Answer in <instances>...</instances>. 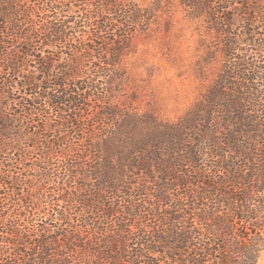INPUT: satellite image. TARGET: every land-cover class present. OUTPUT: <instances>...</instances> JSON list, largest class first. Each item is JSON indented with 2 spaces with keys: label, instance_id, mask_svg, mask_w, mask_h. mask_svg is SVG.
Masks as SVG:
<instances>
[{
  "label": "trees",
  "instance_id": "obj_1",
  "mask_svg": "<svg viewBox=\"0 0 264 264\" xmlns=\"http://www.w3.org/2000/svg\"><path fill=\"white\" fill-rule=\"evenodd\" d=\"M170 4L0 0V264H259L264 0H181L221 64L177 119L129 64Z\"/></svg>",
  "mask_w": 264,
  "mask_h": 264
},
{
  "label": "rangeland",
  "instance_id": "obj_2",
  "mask_svg": "<svg viewBox=\"0 0 264 264\" xmlns=\"http://www.w3.org/2000/svg\"><path fill=\"white\" fill-rule=\"evenodd\" d=\"M170 1L171 10L164 17L161 29L153 31L150 37L135 39L139 51L129 58V64L134 67L138 84L144 87L136 104L146 109L151 103L161 116L177 119L216 78L221 61L214 64L208 80L196 77L194 65L202 54L200 36L185 20L181 0ZM168 19L172 28L166 32L164 26ZM262 257L259 264H262Z\"/></svg>",
  "mask_w": 264,
  "mask_h": 264
},
{
  "label": "water",
  "instance_id": "obj_3",
  "mask_svg": "<svg viewBox=\"0 0 264 264\" xmlns=\"http://www.w3.org/2000/svg\"><path fill=\"white\" fill-rule=\"evenodd\" d=\"M262 260L264 261V256L262 257Z\"/></svg>",
  "mask_w": 264,
  "mask_h": 264
},
{
  "label": "bare ground",
  "instance_id": "obj_4",
  "mask_svg": "<svg viewBox=\"0 0 264 264\" xmlns=\"http://www.w3.org/2000/svg\"><path fill=\"white\" fill-rule=\"evenodd\" d=\"M262 264H264V261H262Z\"/></svg>",
  "mask_w": 264,
  "mask_h": 264
}]
</instances>
